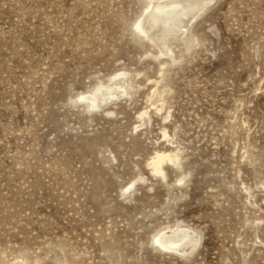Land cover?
<instances>
[{
	"label": "rangeland",
	"instance_id": "obj_1",
	"mask_svg": "<svg viewBox=\"0 0 264 264\" xmlns=\"http://www.w3.org/2000/svg\"><path fill=\"white\" fill-rule=\"evenodd\" d=\"M189 1L0 0V264H264V0Z\"/></svg>",
	"mask_w": 264,
	"mask_h": 264
},
{
	"label": "bare ground",
	"instance_id": "obj_2",
	"mask_svg": "<svg viewBox=\"0 0 264 264\" xmlns=\"http://www.w3.org/2000/svg\"><path fill=\"white\" fill-rule=\"evenodd\" d=\"M192 1L193 0H190L189 1L190 5H188L185 8H181L180 10H177V8L173 6L162 8L160 10H154L147 18L146 25L148 27V31H143L140 25L141 20L138 21L136 25V31L138 36L143 37L144 39H147L148 41L152 42L153 45H155V47L158 46V43L167 44L172 40L175 39L179 40L181 37L180 32L184 30H188L190 24L194 20V17H196V15H191V13L199 5H202L203 3H209V1L211 0H194L193 2ZM201 10L202 7L198 10V12ZM195 42H197V40L193 39L192 42H189V44ZM159 56L161 57L160 53ZM120 76H122V78H120ZM117 77H119L121 84L117 85L116 87L121 89L122 93H127L128 90V87L126 86V83L128 82L127 77L125 75H118L115 77V79ZM99 93H101V91L97 90L95 94L84 96L83 99L86 101H90L93 108L100 107V105L103 104L104 101L102 100L103 95L102 94L100 95ZM174 159L175 156H171L169 154L158 155L156 159L153 161L154 171L163 175L162 163L165 160L174 161ZM156 241L161 247L165 249H169V245H164L163 240L161 238L157 239Z\"/></svg>",
	"mask_w": 264,
	"mask_h": 264
}]
</instances>
